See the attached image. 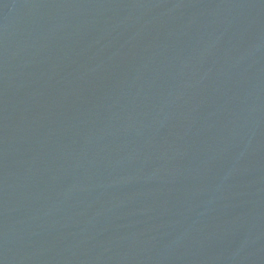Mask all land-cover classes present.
Returning <instances> with one entry per match:
<instances>
[{
    "label": "water",
    "instance_id": "1",
    "mask_svg": "<svg viewBox=\"0 0 264 264\" xmlns=\"http://www.w3.org/2000/svg\"><path fill=\"white\" fill-rule=\"evenodd\" d=\"M0 264H264V0H0Z\"/></svg>",
    "mask_w": 264,
    "mask_h": 264
}]
</instances>
